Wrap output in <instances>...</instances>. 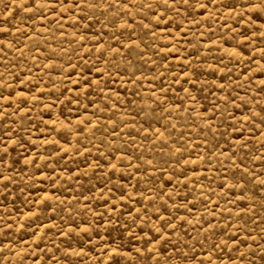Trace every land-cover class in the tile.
Masks as SVG:
<instances>
[{"label": "rangeland", "instance_id": "374dc122", "mask_svg": "<svg viewBox=\"0 0 264 264\" xmlns=\"http://www.w3.org/2000/svg\"><path fill=\"white\" fill-rule=\"evenodd\" d=\"M0 264H264V0H0Z\"/></svg>", "mask_w": 264, "mask_h": 264}]
</instances>
